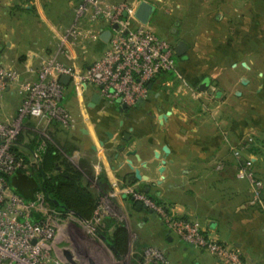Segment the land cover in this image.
<instances>
[{"label":"crops","instance_id":"0c3cea01","mask_svg":"<svg viewBox=\"0 0 264 264\" xmlns=\"http://www.w3.org/2000/svg\"><path fill=\"white\" fill-rule=\"evenodd\" d=\"M105 1L128 2L134 13L141 1L152 4L149 26L158 35L167 30L159 36L174 49L181 42L188 46L182 57L175 52L179 74L160 75L150 97L127 109L101 99L90 107L99 95L95 87L77 93L70 82L64 84L63 105L76 127L26 119L14 151L28 168L12 176L11 187L33 201L44 196L45 176L76 173L92 199L113 194L124 219H106L100 229L111 237V220L124 226L137 264H144V250L151 246L171 264L225 263L187 245L149 209H138L122 192L125 187L142 191L178 218L200 222L206 236L238 251L246 264H264V0ZM79 2L0 0V64L20 73L22 81H35L48 56L64 55L66 63L83 69L92 65L108 48L101 39L82 50L67 45L62 54V36ZM213 23L218 44L214 30H198ZM22 102L23 94L11 85L0 95V122L11 123ZM249 137L254 143L246 148ZM246 160L253 161L263 184L259 203H253L251 181L238 177ZM59 236L70 239L64 229Z\"/></svg>","mask_w":264,"mask_h":264},{"label":"built area","instance_id":"2783aa9c","mask_svg":"<svg viewBox=\"0 0 264 264\" xmlns=\"http://www.w3.org/2000/svg\"><path fill=\"white\" fill-rule=\"evenodd\" d=\"M133 8L128 2L110 4L105 0H80L74 11V23L63 33L62 49L69 44L77 48L78 43L84 46L89 41H98L104 32L100 26L103 23L112 33L102 57L86 69L66 64L57 54L41 61L35 81H22L20 73L0 64V95L11 85H16L23 94L17 117L11 123L0 122V264H68L54 247L61 232L59 219H66L64 224L71 218L76 219L89 227L90 232H95L91 231L93 225L103 224L106 218H119L107 204L99 205L89 221L80 220L72 213L64 215L50 206L44 209V196L25 200L7 179L28 168L25 160L14 151L26 119L45 118L48 122L58 121L66 128L76 127L73 115L63 105L66 87L60 81L62 77H70L77 93H84L92 86L105 103L134 107L150 97V85L160 75L179 74L174 46L152 27L138 22ZM114 25H118V29H112ZM247 141L246 148L254 143L250 137ZM234 153L238 159L242 158L241 151ZM35 157L39 155L35 154ZM238 177L251 181L253 203L261 202L263 184L255 178L252 160L241 164ZM122 192L133 202L153 210L187 245L205 251L225 264H246L238 251L206 236L200 222L178 218L134 187H125ZM113 196L102 197L113 204ZM34 216H39V220L35 221ZM143 259L144 264H171L158 248L148 247Z\"/></svg>","mask_w":264,"mask_h":264},{"label":"rangeland","instance_id":"374dc122","mask_svg":"<svg viewBox=\"0 0 264 264\" xmlns=\"http://www.w3.org/2000/svg\"><path fill=\"white\" fill-rule=\"evenodd\" d=\"M165 28L167 29V27ZM184 28L186 30L188 29V27H184ZM169 29L172 30L173 27L169 25ZM198 30L206 34L208 33L211 34L212 30H214L216 32L215 37L217 38V40H215V43L218 44V23H213L212 25H209V26L202 25L199 27ZM164 31L167 32V30H164ZM164 31L159 30L158 31V33H160L159 35L164 36L165 34ZM90 43L92 42L89 41L88 44ZM88 44H85L84 46H82L80 43H78L77 48H80L81 50L85 49L86 47H88ZM63 49H68V46ZM64 52L65 51H62V54ZM61 56L63 57L64 55H59V57ZM62 61L66 63V61L64 60ZM78 68H81V67H78ZM42 136L45 137V139H50V135L47 132H44ZM104 204L109 205L111 210H113L112 213L117 214L119 219H124L122 212L118 210V208L114 207L112 203H107L105 197H102L100 205L103 206ZM48 207L49 205L46 203L44 205V209ZM64 220L66 219H59L57 221L58 224L60 225L59 229H64V232L70 235V239L69 238L65 239L59 236L54 246L55 250L58 251V253L62 248H65V247L72 248L73 246H76L75 248L78 251L77 256L82 261V264H91L89 259H92L93 264H137V262H135V259H134L135 257L132 255L131 251L125 257H119V258L117 257L114 250L111 247H109V245L106 243L104 239V236L102 234L103 232H101V229H100L102 226V223L100 225L98 224L93 225L91 227V231H95V232H90L89 227H86L83 224L78 223L79 221L76 219L71 218V220H69L66 224L63 223ZM136 236H137L136 233L132 231L131 241H133V245H132L133 247L135 246ZM151 248H156V247L151 246Z\"/></svg>","mask_w":264,"mask_h":264},{"label":"trees","instance_id":"16d2710c","mask_svg":"<svg viewBox=\"0 0 264 264\" xmlns=\"http://www.w3.org/2000/svg\"><path fill=\"white\" fill-rule=\"evenodd\" d=\"M22 171L19 170L16 174H21ZM77 176L78 174L76 173L62 174L61 176L50 179L45 176L41 191L43 192L45 203L52 209L64 215L72 213L80 220L89 221L93 219L100 205L101 198L97 201L92 199L86 190L78 184L79 180ZM7 180L11 184L13 182L12 176L8 177ZM34 220H39V216H34ZM112 225H115L116 230L111 237L107 233L101 232H103L102 234L106 243L114 250L117 257H125L128 254L129 248L127 231L124 226L116 223L115 219L111 220L110 226Z\"/></svg>","mask_w":264,"mask_h":264},{"label":"water","instance_id":"95a60500","mask_svg":"<svg viewBox=\"0 0 264 264\" xmlns=\"http://www.w3.org/2000/svg\"><path fill=\"white\" fill-rule=\"evenodd\" d=\"M154 12H155V7L152 4H150L147 1H141L135 13V18L141 24L149 26L151 24V19L154 15ZM112 29H118V25H114ZM111 34H112L111 30L104 31L100 36L101 41L103 43H109ZM187 50H188V46L185 42L179 43V45L175 48V52L178 57H182ZM60 81L63 84H67L68 82H70V77L64 76L61 78ZM99 100H100V96L97 95L95 98H93L92 103L90 104V107H95L96 104H98ZM123 108L127 109L128 106L123 105ZM111 136L112 135L109 134V137ZM127 139H128V136H127ZM137 207L138 209H145V210L149 209L147 206L143 205L142 203H138ZM149 211L151 214H153V218H156L157 216L156 213L150 209ZM59 252L68 264H82V261L78 258L77 253L74 249L65 247V248H62ZM89 260H90V263L93 264L92 259H89Z\"/></svg>","mask_w":264,"mask_h":264},{"label":"bare ground","instance_id":"6f19581e","mask_svg":"<svg viewBox=\"0 0 264 264\" xmlns=\"http://www.w3.org/2000/svg\"><path fill=\"white\" fill-rule=\"evenodd\" d=\"M59 255H61L60 253H58Z\"/></svg>","mask_w":264,"mask_h":264}]
</instances>
